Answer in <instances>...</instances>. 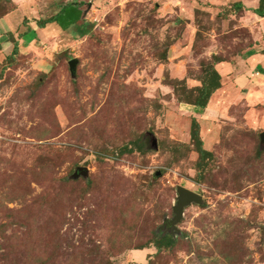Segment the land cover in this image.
I'll return each instance as SVG.
<instances>
[{
	"label": "rangeland",
	"instance_id": "1",
	"mask_svg": "<svg viewBox=\"0 0 264 264\" xmlns=\"http://www.w3.org/2000/svg\"><path fill=\"white\" fill-rule=\"evenodd\" d=\"M256 2L0 0L12 48L63 5L86 8L34 49L0 42V264H264V92L195 117L212 154L202 163L181 102L260 38ZM139 138L147 152L131 149ZM78 167L88 176L73 178ZM179 186L203 202L174 228ZM165 233L175 243L157 251Z\"/></svg>",
	"mask_w": 264,
	"mask_h": 264
},
{
	"label": "crops",
	"instance_id": "2",
	"mask_svg": "<svg viewBox=\"0 0 264 264\" xmlns=\"http://www.w3.org/2000/svg\"><path fill=\"white\" fill-rule=\"evenodd\" d=\"M258 2L259 0H257L255 3L256 6L258 5ZM75 6L81 12L79 20L76 21V23L72 24L67 29H63L56 22L46 23L43 27H41L38 25L39 20H37L35 21L36 26L34 23H31L30 25L26 26L25 30L20 31L18 36L19 39L17 36H15V39L19 42L18 47L21 46V48L28 47V49H34V44L40 42V39L49 41L50 37H52L51 34L58 32L59 29L61 32H63L68 31L71 27L79 25L80 22H83L85 19L86 8L77 5ZM257 17L263 22L262 31H259L257 34H255V37L259 36L260 38H257L258 40L255 38L254 44L248 46L245 51H243V55L240 56L235 63H221L216 67L217 71L221 73L219 74L222 76L223 83H225L226 79L229 78L228 74H232V86L226 85L225 87H222L220 91H217L216 94L210 98L209 104L205 109L193 106V111H191L193 118L202 116V114L205 113L207 109L215 110L217 114H224L226 106L228 107V104L232 101L233 96L240 94V91H245L246 96H249L253 91L264 92V87L259 86V84H264V17ZM12 24L13 22H11L9 16H5L4 18L0 19V37L3 39L0 40V42L4 46L2 51L7 49V52H4L6 54H8V50L12 51L13 49L12 42L7 39L6 35V33L9 31H13ZM221 91L225 92V94ZM253 94L252 96H254ZM218 100L220 102L217 104ZM205 123L207 124V127L210 128L209 137L212 141L215 139L217 134L215 129H213L214 123L208 120Z\"/></svg>",
	"mask_w": 264,
	"mask_h": 264
},
{
	"label": "trees",
	"instance_id": "3",
	"mask_svg": "<svg viewBox=\"0 0 264 264\" xmlns=\"http://www.w3.org/2000/svg\"><path fill=\"white\" fill-rule=\"evenodd\" d=\"M75 5L76 4L71 3L63 5L61 10L55 16L47 20L38 22L39 26L43 27L46 23L56 22L63 29H67L72 24L76 23V21L79 20V17L81 15V12L78 10V8H76ZM233 6L237 10H243L244 8L242 2H235ZM248 10H251L254 14L259 17H264V0H259L258 5L256 7ZM17 51L18 44L15 42L12 55L16 54ZM219 62H222V60L217 59L215 64L209 66V68L206 70V77L201 80V85L194 87H188L187 85L184 86L185 90L181 92V95L183 96V100H181V102L202 109H205L207 107L212 94L221 87V75L215 68V65ZM190 133L191 141L199 154L200 163H202L209 157H211L212 154L210 151L206 150L203 147V141L200 137L199 123L195 118H192ZM132 146H130L131 149H137L141 152H147L149 150V141L144 138H139L133 141ZM150 148L155 147L153 144H151ZM174 243L175 239L170 233H165L163 235L156 236L152 240V244L157 249V251H161L164 247H171L174 245Z\"/></svg>",
	"mask_w": 264,
	"mask_h": 264
},
{
	"label": "water",
	"instance_id": "4",
	"mask_svg": "<svg viewBox=\"0 0 264 264\" xmlns=\"http://www.w3.org/2000/svg\"><path fill=\"white\" fill-rule=\"evenodd\" d=\"M76 64H77L76 59H72L69 62L72 73H74ZM261 142L264 144V132L261 134ZM153 145L155 148H157L155 139H153ZM88 174H89V170L87 167H78L75 173L73 174V178L76 179L80 176L87 177ZM177 193H178L177 203L173 208L175 217L173 218V220L169 222L170 226L174 228L177 225V223L181 221L186 207L190 206L193 203L201 204L203 202L202 195L186 187H182V186L177 187Z\"/></svg>",
	"mask_w": 264,
	"mask_h": 264
}]
</instances>
